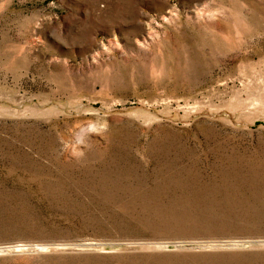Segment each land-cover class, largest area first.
I'll use <instances>...</instances> for the list:
<instances>
[{
	"label": "rangeland",
	"instance_id": "obj_1",
	"mask_svg": "<svg viewBox=\"0 0 264 264\" xmlns=\"http://www.w3.org/2000/svg\"><path fill=\"white\" fill-rule=\"evenodd\" d=\"M0 264H264V0H0Z\"/></svg>",
	"mask_w": 264,
	"mask_h": 264
}]
</instances>
